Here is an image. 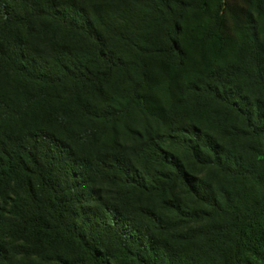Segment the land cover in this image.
<instances>
[{
	"label": "trees",
	"instance_id": "16d2710c",
	"mask_svg": "<svg viewBox=\"0 0 264 264\" xmlns=\"http://www.w3.org/2000/svg\"><path fill=\"white\" fill-rule=\"evenodd\" d=\"M264 0H0V264H264Z\"/></svg>",
	"mask_w": 264,
	"mask_h": 264
},
{
	"label": "rangeland",
	"instance_id": "374dc122",
	"mask_svg": "<svg viewBox=\"0 0 264 264\" xmlns=\"http://www.w3.org/2000/svg\"><path fill=\"white\" fill-rule=\"evenodd\" d=\"M255 27L259 36L264 37V10L255 15Z\"/></svg>",
	"mask_w": 264,
	"mask_h": 264
}]
</instances>
